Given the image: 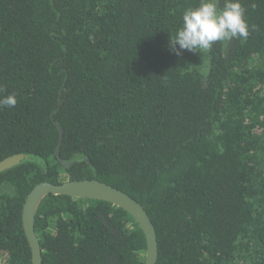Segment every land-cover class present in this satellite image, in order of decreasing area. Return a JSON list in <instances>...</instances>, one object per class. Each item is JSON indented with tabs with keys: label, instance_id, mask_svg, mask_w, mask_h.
I'll use <instances>...</instances> for the list:
<instances>
[{
	"label": "trees",
	"instance_id": "trees-1",
	"mask_svg": "<svg viewBox=\"0 0 264 264\" xmlns=\"http://www.w3.org/2000/svg\"><path fill=\"white\" fill-rule=\"evenodd\" d=\"M199 2L0 0V98H17L0 107V162L47 163L0 174L2 264H33L24 204L65 174L140 202L158 264H264V0H241L246 39L177 56L170 36ZM35 232L43 264H145L148 253L137 221L107 201L48 196Z\"/></svg>",
	"mask_w": 264,
	"mask_h": 264
},
{
	"label": "water",
	"instance_id": "water-1",
	"mask_svg": "<svg viewBox=\"0 0 264 264\" xmlns=\"http://www.w3.org/2000/svg\"><path fill=\"white\" fill-rule=\"evenodd\" d=\"M60 131L57 153H60V146L62 145L63 130ZM58 158L61 160L60 156ZM62 161L67 167L73 164V162ZM27 163H36L47 168V163L41 156L21 153L1 161L0 174ZM53 195L107 201L124 209L133 216L145 235L146 244L148 245L145 264H158L160 248L157 232L144 206L126 192L97 179L68 180L61 181L58 184L42 182L29 193L24 204L22 219L24 232L31 248L33 264H43L44 261L40 240L35 232L36 217L43 201L48 196Z\"/></svg>",
	"mask_w": 264,
	"mask_h": 264
},
{
	"label": "clouds",
	"instance_id": "clouds-1",
	"mask_svg": "<svg viewBox=\"0 0 264 264\" xmlns=\"http://www.w3.org/2000/svg\"><path fill=\"white\" fill-rule=\"evenodd\" d=\"M245 13L241 0H224L222 9L216 0H200L197 7L184 11L182 26L170 36L169 48L180 56L185 50L193 53L208 50L218 41L246 39L249 25ZM16 104L15 94L0 98V107L12 108Z\"/></svg>",
	"mask_w": 264,
	"mask_h": 264
},
{
	"label": "flooded vegetation",
	"instance_id": "flooded-vegetation-1",
	"mask_svg": "<svg viewBox=\"0 0 264 264\" xmlns=\"http://www.w3.org/2000/svg\"><path fill=\"white\" fill-rule=\"evenodd\" d=\"M58 143H59V142H58ZM57 149H58V147H57ZM56 152H57V150H56ZM58 156H60L61 160H60L59 158H58V159L62 162L63 165H65V167H66L67 169H68V168H69V169L72 168L71 166H72L73 164H75V163H73V164H71L70 167H67L66 164L62 161V160H64V161H67V160H65V159L61 156V146H60V153H57V157H58ZM80 161H87L88 163L92 164V162H91L88 158L81 159ZM80 161H77V162H80ZM67 162H68V161H67ZM70 163H71V162H70ZM73 178H74L73 176H68V180H76V179H73ZM68 180H66V181H68ZM61 181H62V179H61Z\"/></svg>",
	"mask_w": 264,
	"mask_h": 264
},
{
	"label": "rangeland",
	"instance_id": "rangeland-1",
	"mask_svg": "<svg viewBox=\"0 0 264 264\" xmlns=\"http://www.w3.org/2000/svg\"><path fill=\"white\" fill-rule=\"evenodd\" d=\"M61 179H62V181H66V180H68V175H63L62 177H61ZM0 263L2 264V261H0Z\"/></svg>",
	"mask_w": 264,
	"mask_h": 264
}]
</instances>
